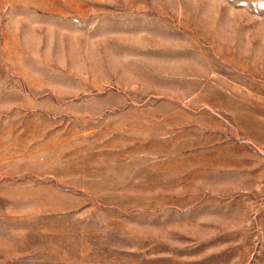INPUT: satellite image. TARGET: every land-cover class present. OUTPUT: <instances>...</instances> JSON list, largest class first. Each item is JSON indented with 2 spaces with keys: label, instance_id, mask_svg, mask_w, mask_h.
I'll list each match as a JSON object with an SVG mask.
<instances>
[{
  "label": "rangeland",
  "instance_id": "1",
  "mask_svg": "<svg viewBox=\"0 0 264 264\" xmlns=\"http://www.w3.org/2000/svg\"><path fill=\"white\" fill-rule=\"evenodd\" d=\"M0 264H264V0H0Z\"/></svg>",
  "mask_w": 264,
  "mask_h": 264
}]
</instances>
